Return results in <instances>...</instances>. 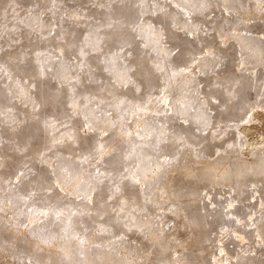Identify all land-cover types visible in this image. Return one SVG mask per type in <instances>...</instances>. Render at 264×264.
Listing matches in <instances>:
<instances>
[{"label": "rangeland", "instance_id": "374dc122", "mask_svg": "<svg viewBox=\"0 0 264 264\" xmlns=\"http://www.w3.org/2000/svg\"><path fill=\"white\" fill-rule=\"evenodd\" d=\"M263 174L264 0H0V264H264Z\"/></svg>", "mask_w": 264, "mask_h": 264}, {"label": "bare ground", "instance_id": "6f19581e", "mask_svg": "<svg viewBox=\"0 0 264 264\" xmlns=\"http://www.w3.org/2000/svg\"><path fill=\"white\" fill-rule=\"evenodd\" d=\"M244 127H246V126H244ZM243 128V127H242ZM247 129V128H246ZM246 129H244V131L246 130ZM122 165V164H121ZM254 172V171H253ZM248 173V172H247ZM259 173V172H258ZM240 174H242V173H240ZM260 174V173H259ZM250 175V174H249ZM255 175V174H254ZM264 175V174H263ZM231 176V175H230ZM253 176V175H252ZM255 176H258V175H255ZM240 177V176H239ZM249 177H251V176H249ZM243 178H244V175H243ZM240 179H241V177H240ZM252 179V178H251ZM249 182V181H248ZM208 200V199H207ZM212 203V202H211ZM250 217V216H249ZM236 219V218H235ZM243 219V218H242ZM242 219H237V220H242ZM252 220V219H251ZM259 221V220H258ZM243 222V221H242ZM245 222V221H244ZM255 222V221H254ZM254 222H253V224H254ZM261 222V221H260ZM240 223H241V221H240ZM252 223V222H251ZM171 225V224H170ZM247 225H249V224H247ZM168 226V225H167ZM252 226V225H251ZM169 227V226H168ZM255 227V226H254ZM207 228V227H206ZM251 228V227H250ZM257 229V228H256ZM206 230H208V229H206ZM237 230V229H236ZM255 230V229H254ZM258 230V229H257ZM220 231V230H219ZM221 231H222V229H221ZM258 232H259V230H258ZM222 233V232H221ZM241 233V232H240ZM256 233V232H255ZM221 235V234H220ZM222 236H224L223 234H222ZM167 237H168V235H167ZM166 239V238H165ZM168 239V238H167ZM246 239V238H245ZM224 240V239H223ZM218 241V240H217ZM219 241H220V238H219ZM222 241V240H221ZM225 241V240H224ZM166 242V241H165ZM166 244H167V242H166ZM200 244H201V242H200ZM166 246V245H165ZM210 246V245H209ZM217 246V245H216ZM211 247V246H210ZM206 248V247H205ZM219 251L218 252H214V251H212L213 252V255H212V259H213V262H214V264H218L219 263V261H222V260H224V258H223V256H224V254H222L225 250H226V245L224 244V243H221L220 242V245H219ZM208 249V248H207ZM207 249H205V251L207 250ZM216 250V249H215ZM209 251V250H208ZM208 253V252H207ZM223 256H222V255ZM200 255V254H199ZM204 255V254H203ZM206 256V255H205ZM204 256V257H205ZM206 257H209V255H207ZM205 257V258H206ZM199 258H202V257H199ZM182 259V258H181ZM210 259V258H209ZM225 259H227V258H225ZM202 260V259H201ZM206 260H208V259H206ZM227 260H229V259H227ZM210 261V260H209ZM203 262H204V260H203ZM226 262V261H225ZM185 263V262H184ZM210 263V262H209ZM222 263V262H221ZM204 264H205V262H204ZM211 264V263H210Z\"/></svg>", "mask_w": 264, "mask_h": 264}, {"label": "snow or ice", "instance_id": "6c2138e0", "mask_svg": "<svg viewBox=\"0 0 264 264\" xmlns=\"http://www.w3.org/2000/svg\"><path fill=\"white\" fill-rule=\"evenodd\" d=\"M207 55H212V53L211 52H209V53H207ZM22 175V174H21ZM137 183H139V181L137 180L136 181ZM89 199H91V197H89Z\"/></svg>", "mask_w": 264, "mask_h": 264}]
</instances>
